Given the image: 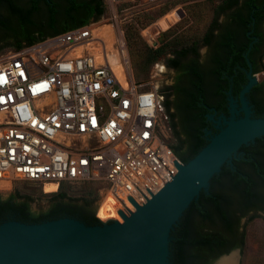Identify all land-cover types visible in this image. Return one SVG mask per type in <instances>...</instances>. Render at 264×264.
Segmentation results:
<instances>
[{"label":"built area","instance_id":"built-area-1","mask_svg":"<svg viewBox=\"0 0 264 264\" xmlns=\"http://www.w3.org/2000/svg\"><path fill=\"white\" fill-rule=\"evenodd\" d=\"M164 116L160 91L136 81L115 22L12 50L0 61V194L22 181L56 186L47 193L97 183L123 222L121 212L136 211L125 192L144 205L179 172L174 161L184 163L165 140Z\"/></svg>","mask_w":264,"mask_h":264},{"label":"trees","instance_id":"trees-1","mask_svg":"<svg viewBox=\"0 0 264 264\" xmlns=\"http://www.w3.org/2000/svg\"><path fill=\"white\" fill-rule=\"evenodd\" d=\"M68 2L66 16L74 19L82 15L83 18L58 29L51 35L92 21H99L106 11L105 0H68ZM227 12H230V21L223 25L219 19ZM262 13H264V0H221L214 9L211 22L198 40L195 39L190 45L174 50L167 58L169 67H177L189 51L214 43L212 92L206 89L204 75L192 70L193 86L184 89L185 98L178 102V107L174 98H170L174 94V86L168 88L169 92L166 93V99L163 101L168 125L176 140L175 144L170 145L184 163L193 159L208 142L201 136V126L193 127L196 133L192 139H186L183 134L186 131L180 127V111L185 113L184 125L190 129L192 120L204 117L203 113L207 111L206 105L227 113L228 91L232 90V94L238 97L247 82L244 68L249 69V65L245 53L251 58V52L248 51L250 43L248 33L252 30L254 22L264 19ZM27 18L28 15L25 19ZM50 19L52 24L56 21L55 6L51 7ZM134 34V29L129 26L126 31L127 41H133ZM42 38L45 37L22 40L12 47L14 50L19 49ZM162 54L164 47H159L146 50L145 57L146 60L153 62ZM263 58L264 56L259 65L254 66V74L264 71ZM261 79L264 81V75H261ZM245 148L246 145L241 149ZM247 156L250 163H254V158L257 157L255 151H250ZM233 163L235 169L224 165L221 172L212 178L209 191L201 192L199 199L191 203L173 229L170 243L172 264H214L221 255L238 247L244 248L246 233L245 229L240 231L241 216L238 213L244 206L250 207L254 204L253 175L252 172L242 168L235 159ZM85 183L92 184V182ZM64 186L59 192L51 194L50 199L57 202L47 212L41 214L31 211L30 202L33 200L31 195H23L15 189V192L6 199L0 196V224L8 220L41 223L63 217L76 218L88 225L101 223L96 217L97 210H94L92 215L84 212V207L92 204L90 198L92 191L87 192L90 196L79 199L71 197ZM22 197L27 200L19 202ZM79 200L83 203L80 204ZM255 217L256 215L252 216L249 221Z\"/></svg>","mask_w":264,"mask_h":264},{"label":"water","instance_id":"water-1","mask_svg":"<svg viewBox=\"0 0 264 264\" xmlns=\"http://www.w3.org/2000/svg\"><path fill=\"white\" fill-rule=\"evenodd\" d=\"M257 82L250 69L239 97L230 95V117H220L218 132L188 163L174 161L179 172L147 203L140 205L125 192L136 211L121 212L123 222L88 225L71 217L5 221L0 224V264H172L171 234L184 212L209 191L224 165L233 166L243 146L264 136V117L253 116L247 99Z\"/></svg>","mask_w":264,"mask_h":264},{"label":"rangeland","instance_id":"rangeland-1","mask_svg":"<svg viewBox=\"0 0 264 264\" xmlns=\"http://www.w3.org/2000/svg\"><path fill=\"white\" fill-rule=\"evenodd\" d=\"M105 1L106 11L98 22L100 24L115 22L116 26L124 32L125 38L127 28L132 26L135 31L134 39L129 42L126 38L132 73L138 83L160 91L162 102L165 101L166 93L169 92L168 88L173 85L175 76L171 67L167 65V58L173 54L174 50L190 45L195 39L198 40L211 22L214 9L221 0H160L128 5H113L110 0ZM164 10L165 12H163ZM162 20H167L168 26H163ZM12 45L10 40L0 43V61H3L8 53L14 50ZM159 47H164V54L153 62L146 60V50ZM170 98L173 99V96ZM165 119L164 116L165 140L168 144H175L176 140ZM64 187L71 197L79 199L90 196L87 192L91 190V206L98 211V215L101 214V205L106 200L103 185L77 183L67 184ZM15 189L23 195L33 197L30 208L35 214L47 212L57 202L50 199L53 193H47L56 191V186L46 185L44 189L41 185L29 181L17 183L10 192L0 194L1 198L6 199L15 192ZM26 200L22 197L18 201ZM79 203L82 204L83 201L79 200ZM245 233L244 248L242 251L237 250L240 254L239 264H264L263 216L259 214L247 222ZM221 260L217 259L214 264H219Z\"/></svg>","mask_w":264,"mask_h":264},{"label":"flooded vegetation","instance_id":"flooded-vegetation-1","mask_svg":"<svg viewBox=\"0 0 264 264\" xmlns=\"http://www.w3.org/2000/svg\"><path fill=\"white\" fill-rule=\"evenodd\" d=\"M68 5V0H0V43L10 40L13 44H16L22 40L28 41L35 38L48 37L58 29L81 20L83 18L82 15L74 19L66 16ZM54 6L56 10V21L52 24L50 16L51 7ZM229 14L230 12H227L220 16L219 20L223 25L230 21ZM262 14L264 17V13ZM26 15H28L27 19H25ZM248 37L250 40L248 51L251 52V58L248 57V53H245L249 65V69L244 68L245 77L247 78L245 85L248 83L249 70H253L254 66L259 65L260 60L264 56L263 18L258 22L253 23V28L248 33ZM213 58L214 43L205 44L189 51V53L182 59L180 66L171 67L175 73L172 86H174L173 98L177 107L178 102L185 98L184 89L193 86L194 72L192 70L199 71L204 75L206 89L208 92H212ZM256 74L254 75L256 76ZM231 94L232 90H229L227 97V113L219 111L210 105H206L205 109L207 111H204V117L192 120L191 129L184 125L185 119L183 116L185 113L180 111V127L182 130L186 131L183 132L186 139H192L193 135L196 133L193 127L201 126V136L208 142L211 136L218 132L219 129L217 127L219 122L223 124V119L220 117L222 115H225L227 118L230 117ZM247 99L253 111V116L256 118L264 117V81H262L261 77L258 78L257 84H255L247 94ZM242 115L243 113L241 112L240 116ZM246 146L247 148L240 149L237 157L234 159L240 163L242 168L252 172L255 196L253 199L254 204L250 207L244 206L242 211L238 213V215L241 216V232L244 231L246 223L249 222V219L252 216L260 214L264 218V136L261 137L259 141L255 140ZM188 149L187 146V150ZM250 151L256 152L257 157L254 158V163L249 162L247 154ZM229 166L233 170L235 169L234 165ZM84 212L88 215H92L94 213V208L92 206H85ZM233 250L242 251L240 247Z\"/></svg>","mask_w":264,"mask_h":264},{"label":"bare ground","instance_id":"bare-ground-1","mask_svg":"<svg viewBox=\"0 0 264 264\" xmlns=\"http://www.w3.org/2000/svg\"><path fill=\"white\" fill-rule=\"evenodd\" d=\"M163 26H168V21L167 20H162ZM106 200L103 201L102 211L99 217L104 221L107 222L110 220H118L121 221V217H119L117 208L115 205V200L112 196L105 197ZM239 256L240 254L236 251L235 253H231L227 256H225L219 264H239Z\"/></svg>","mask_w":264,"mask_h":264}]
</instances>
